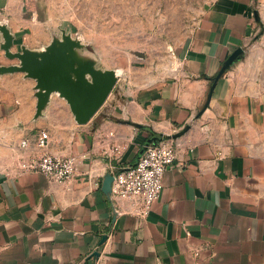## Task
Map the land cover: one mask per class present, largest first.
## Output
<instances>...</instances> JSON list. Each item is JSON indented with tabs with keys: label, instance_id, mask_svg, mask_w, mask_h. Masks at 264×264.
Here are the masks:
<instances>
[{
	"label": "crops",
	"instance_id": "obj_1",
	"mask_svg": "<svg viewBox=\"0 0 264 264\" xmlns=\"http://www.w3.org/2000/svg\"><path fill=\"white\" fill-rule=\"evenodd\" d=\"M0 24L13 52H43L65 31L51 0H0ZM3 44L0 32V67L18 64ZM82 54L102 69L88 45ZM145 75L126 74L83 126L58 94L37 117L36 81L0 75V264H264V0H213L172 68ZM187 127L149 216L121 201L114 217L104 177L134 166L152 136ZM45 152L77 158L75 178L19 174L20 158Z\"/></svg>",
	"mask_w": 264,
	"mask_h": 264
},
{
	"label": "rangeland",
	"instance_id": "obj_2",
	"mask_svg": "<svg viewBox=\"0 0 264 264\" xmlns=\"http://www.w3.org/2000/svg\"><path fill=\"white\" fill-rule=\"evenodd\" d=\"M212 1L51 0L58 23L92 49L103 70L123 71L119 82L167 73Z\"/></svg>",
	"mask_w": 264,
	"mask_h": 264
},
{
	"label": "water",
	"instance_id": "obj_3",
	"mask_svg": "<svg viewBox=\"0 0 264 264\" xmlns=\"http://www.w3.org/2000/svg\"><path fill=\"white\" fill-rule=\"evenodd\" d=\"M256 19L259 21L258 18ZM0 32L4 39L2 49L6 57L18 61L16 65L0 67V75L23 73L36 81L37 117L43 114L51 96L58 94L70 105L76 122L81 126L87 125L107 103L119 83V75L116 71L100 69L95 60L84 58L82 53L87 45L73 38L66 31L62 32V38L54 40L43 52H35L25 47L13 52V35L2 24H0ZM244 53L243 48L235 51L223 63L220 72L211 78L212 84L207 103L199 117L208 109L219 80L244 58ZM189 129L187 127L181 134L173 137L152 136L141 150L136 164L148 146L166 138L175 140ZM114 180L113 174H107L103 179L102 192L112 205L114 217H117L119 213L112 192Z\"/></svg>",
	"mask_w": 264,
	"mask_h": 264
},
{
	"label": "built area",
	"instance_id": "obj_4",
	"mask_svg": "<svg viewBox=\"0 0 264 264\" xmlns=\"http://www.w3.org/2000/svg\"><path fill=\"white\" fill-rule=\"evenodd\" d=\"M49 136L42 133L37 140V147L44 150ZM21 148L26 150L28 142L23 141ZM179 145L173 139L147 147L137 164L116 172L112 187L114 202L125 201L132 206L133 214L146 218L163 190L165 173L177 159ZM120 152V149L117 150ZM78 160L75 157H64L43 153L22 157L18 162L19 174L37 173L46 176L57 184H67L77 173Z\"/></svg>",
	"mask_w": 264,
	"mask_h": 264
}]
</instances>
